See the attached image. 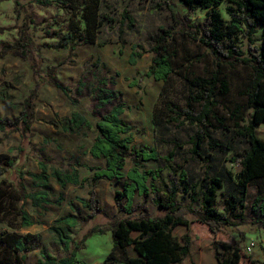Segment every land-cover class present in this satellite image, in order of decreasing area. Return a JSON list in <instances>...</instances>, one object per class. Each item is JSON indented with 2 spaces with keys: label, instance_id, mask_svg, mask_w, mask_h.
I'll return each mask as SVG.
<instances>
[{
  "label": "rangeland",
  "instance_id": "obj_1",
  "mask_svg": "<svg viewBox=\"0 0 264 264\" xmlns=\"http://www.w3.org/2000/svg\"><path fill=\"white\" fill-rule=\"evenodd\" d=\"M45 1L50 3L45 4ZM172 4H175L176 11L187 13L181 0H0V118L17 117L34 87L31 62L23 61L18 52H4L5 48H11L16 43L23 30L30 43L39 48L44 76L40 79L43 86L35 100L31 142H22L19 132L0 131V157L15 158L17 161L15 168L5 174L13 186L20 188L21 182L31 194L46 191L49 200L48 204L40 207L34 206L30 200L20 202L12 186H6L5 198L0 205V264H39L47 259L58 263L69 258L74 250H78L76 258L83 264H102L110 252L112 239L105 234L109 229L104 234L94 233L84 238L90 230L108 226L109 219L105 214L123 217L116 208L114 198L127 179L94 183L93 171L95 174V168H104V160L97 161L91 171L90 168L78 171L80 178H84L80 185L69 184L61 188L53 176L55 170L70 174L76 167L82 168L81 162L86 160L84 150L98 134L97 121L111 111L114 104L101 106L97 101L96 89L102 79H107V88L122 93L121 102L128 107L122 118L134 127L132 146L135 149L156 148L161 156L175 152L171 163L163 160L144 163V170L162 169L161 178L151 181L154 185L162 188L167 183L170 168L179 166L178 174L185 171L189 184H196L197 194L202 197L209 180L220 177L223 187L217 192L216 209L223 213L229 207V200H232L238 205L236 213L242 212L241 190L235 179L240 167L233 159L243 156L250 145L237 134L234 112L247 101L246 89L251 73L241 66L225 68L224 77L230 85V93L222 97L220 106L215 108V115L225 123L212 119L210 127L211 137L218 140L221 147L212 151L205 142L202 154L211 158L210 163L197 161L191 154L190 144L195 127L168 123L171 114L167 104L186 107L187 99L193 92L191 80L199 76L210 77L212 57L197 42L178 34L173 44L177 52L174 73L168 83L145 76L153 57L149 40L160 27L175 25ZM228 6L230 3L225 0L218 8L226 23L231 19L227 13ZM124 11L133 17L135 25L132 30L125 31L121 40L119 28ZM206 17L207 10L199 9L191 19L200 26ZM261 34L262 29L259 28L255 37L261 38ZM93 39V44L88 43L87 40ZM238 45L249 54L250 47H260L261 42L250 45L249 39L240 34ZM134 46H139L136 51L142 56L131 64L130 55ZM50 66L56 67L60 89L44 84L48 82L46 75ZM75 112L91 124L79 133L78 156L70 152V146H75V142L70 143V134L61 129L64 121ZM256 135L264 139V123L256 127ZM175 144L182 147L177 148ZM41 161L47 167V184L32 179V176L41 174ZM132 166L131 160H127L125 174ZM92 189L96 191L104 213L87 223L78 221L72 228L68 227L64 218L90 214L79 199H88ZM257 198L264 200V179L251 183L244 195V213L264 220L260 209L264 201L257 203ZM177 200L184 206L201 208V201L193 204L189 194H180ZM139 201L140 197L136 196L134 203ZM70 204H74L76 209L72 210ZM19 207L33 220L32 227L21 228ZM148 208L154 216L164 214L151 202ZM187 217L192 222L191 229L188 231L186 227L179 226L174 230V235L180 240L186 233L192 239L190 255L182 264H218L215 244L239 247L245 254L241 264H264V230L261 226L227 227L213 234L193 215L188 214ZM27 234L31 235L29 241L37 245V250L24 255L16 250L15 242ZM251 244H254L253 251L247 253L246 249ZM130 252L135 253L133 248Z\"/></svg>",
  "mask_w": 264,
  "mask_h": 264
},
{
  "label": "trees",
  "instance_id": "obj_2",
  "mask_svg": "<svg viewBox=\"0 0 264 264\" xmlns=\"http://www.w3.org/2000/svg\"><path fill=\"white\" fill-rule=\"evenodd\" d=\"M187 8V13L183 14L174 9L172 4V16L174 26L160 27L158 33L149 40L150 51L153 54L151 65L146 73L147 78L168 83L174 73V60L177 57L176 49L173 44L176 35L197 42L207 51L213 59V69L210 77H194L190 84L193 90L191 97L187 99V105L181 108L178 105L168 103V111L171 114L168 123L176 126L185 124L195 127V132L190 139L192 145L191 154L193 157L204 164H209L211 158L202 154L205 142L208 143L210 150H218L221 145L210 135L212 119H217L224 124L223 119L217 118L215 108L220 106L221 98L230 93V85L224 77L225 68H235L241 66L251 73L249 85L246 89L247 101L239 105L234 114L237 118V134L249 143L250 147L240 158H234L240 170L235 179L236 184L241 190L240 213H236L238 205L229 200V207L220 213L215 207L217 192L223 187L220 177L209 180L205 185V191L200 197L197 194V185L189 184L188 176L185 171L178 174L179 166L170 168L167 183L162 188L157 187L152 182L161 178L162 169L144 170L143 165L150 161L163 160L171 163L175 159V152L171 151L165 156H161L156 148L135 149L133 143L134 127L124 121L122 116L128 107L121 102L122 93L120 91L107 88V79L100 80V85L96 89L97 101L99 105L106 106L114 104L111 111L102 116L96 123L98 136L90 149V155L97 160H104V168H95L92 181L101 180L119 182L127 179L121 191L115 193V205L123 217L110 216L106 228L92 229L84 238L87 239L94 233L104 234L107 229L112 232L113 247L102 264H182L191 252L192 239L186 233L182 240L174 235V230L179 226H184L189 231L192 222L187 215L191 214L195 220L205 225L213 234L220 233L227 227L237 228L244 225L261 226L264 230V220L249 217L244 213L245 191L247 187L260 179H264V139L256 135V127L264 123V0H228L230 6L227 13L230 21L225 22L218 8L225 0H181ZM50 1H45L49 4ZM199 9L207 10V17L200 26L192 22V14ZM135 20L128 11H124L121 16L119 37L123 40L125 31L132 30ZM262 29L261 38L255 36ZM240 34H244L250 45L261 42L260 47H250L249 54L238 45ZM23 30L19 34L16 43L4 49V52H18L23 61H30L34 77V87L20 114L13 118H0V131L19 132L22 142H31L32 125L35 115V100L39 96V91L43 86L40 79L44 76L41 72V55L39 48L30 43ZM93 44V40H87ZM139 46L133 47L130 55V63L135 64L137 58L142 53L137 52ZM74 49V48H73ZM2 56H0V59ZM56 67L50 66L47 71V81L52 87L60 89L61 86L56 80ZM252 112V113H250ZM157 122V121H156ZM90 122L80 113H73L61 125L64 132L79 134L84 128L90 127ZM157 125V123H156ZM2 140L0 139V142ZM177 148L182 147L175 144ZM127 160H131L132 168L125 174ZM17 161L15 158L0 157V205L5 198V188L12 186V190L19 197L20 202L30 200L34 206L40 207L48 204V193L46 191L28 193L24 185L20 182V188L13 186L5 175L15 168ZM41 174L37 177L32 176L33 180H40L47 184L49 176L47 167L43 161L40 162ZM53 176L61 188L69 184L80 185L78 173L73 170L70 174H63L59 170L53 172ZM22 181V179L20 180ZM152 181V182H151ZM151 182V183H150ZM189 194L193 204L201 201V208L187 207L177 200L178 195ZM140 197V201L134 203L135 197ZM125 200V203H124ZM263 202L257 198L256 202ZM82 206L90 214L81 217L68 216L64 218L65 224L72 228L78 221L89 222L95 219L104 211L100 206L96 191L89 192L88 199H79ZM151 202L155 207L164 212L163 215L154 216L150 213L148 203ZM58 203H61L59 201ZM72 210L76 207L70 204ZM261 212L264 213V203L261 204ZM18 215L21 220V228H30L34 225L29 214L19 207ZM138 233L137 236H133ZM30 234L19 238L15 242L16 250L26 255L37 250L35 243H30ZM133 247L137 256L132 257L128 251ZM78 250H74L69 258L62 259L58 263L47 259L39 264H83L77 258ZM215 260L218 264H241L245 254L237 246L223 244L214 245Z\"/></svg>",
  "mask_w": 264,
  "mask_h": 264
},
{
  "label": "crops",
  "instance_id": "obj_3",
  "mask_svg": "<svg viewBox=\"0 0 264 264\" xmlns=\"http://www.w3.org/2000/svg\"><path fill=\"white\" fill-rule=\"evenodd\" d=\"M61 129H62V127H61ZM62 131H63V129H62ZM64 132V131H63ZM65 133H67V132H65ZM70 134V143H74L75 142V146L72 148V146H70V152L72 153V154H74V155H79L78 154V140H77V138H78V136H79V134H76V133H69ZM98 136V134L93 138V140L91 141V144L88 146V148H86L84 151L86 152L85 153V158H86V160H84V162H83V160H82V168H77L76 167V172L78 173V176H79V172L78 171H80V169H89L90 171H91V168H93V167H96V163H97V161L98 162H101V160H97V159H95V158H93L91 155H90V149H91V147H92V145H93V143H94V140H95V138ZM74 139H76V140H74ZM99 168H101V167H99ZM79 169V170H78ZM93 171V170H92ZM93 175H94V171H93ZM84 178H80V176H79V180L80 181H82ZM101 181H104V180H101ZM108 181V180H107ZM100 182V181H99ZM70 185H73V184H70ZM106 235H107V237L108 238H111L112 239V232L110 233V231H107L106 233H105ZM110 234H111V236H110ZM138 235V233H134L133 234V236L135 237V236H137ZM109 240V239H108ZM112 247H113V242H112ZM131 248H133V247H129L128 248V251H129V253H130V255L132 256V257H136L137 256V254H136V252L134 253V254H132L131 252H130V249ZM111 250H112V248H111ZM111 250H110V252H111ZM109 252V253H110ZM108 253V254H109ZM108 254H107V256H108ZM106 256V257H107ZM105 257V258H106ZM105 260V259H104ZM104 262V261H103Z\"/></svg>",
  "mask_w": 264,
  "mask_h": 264
},
{
  "label": "built area",
  "instance_id": "obj_4",
  "mask_svg": "<svg viewBox=\"0 0 264 264\" xmlns=\"http://www.w3.org/2000/svg\"><path fill=\"white\" fill-rule=\"evenodd\" d=\"M253 247H254V244H251L250 246H248L246 249L247 253H252Z\"/></svg>",
  "mask_w": 264,
  "mask_h": 264
}]
</instances>
